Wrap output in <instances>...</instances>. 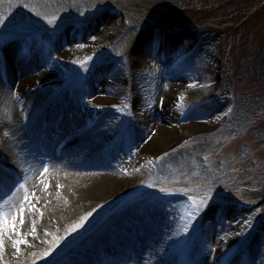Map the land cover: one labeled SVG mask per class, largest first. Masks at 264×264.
Instances as JSON below:
<instances>
[{
	"label": "rangeland",
	"instance_id": "374dc122",
	"mask_svg": "<svg viewBox=\"0 0 264 264\" xmlns=\"http://www.w3.org/2000/svg\"><path fill=\"white\" fill-rule=\"evenodd\" d=\"M111 11L118 12L120 15L127 14L132 22L131 25L138 27L141 25L143 28L139 31L132 26L122 37V41L110 49V45L115 40V32L122 23L121 16H116L117 14L115 15ZM89 19L91 23H94L93 35L101 34L102 37L105 36L106 38L102 40L97 37L92 40L90 38L87 39L86 48L84 47L86 50L84 52L81 51L78 60L70 62L73 65L74 76L87 69L88 64L91 63V58L89 57H94V61L97 59V54L103 58L105 56H118L127 51L128 47L131 48L139 36L145 33L146 35H151L156 27L170 29L175 32L169 34V36L176 40H179L177 36L181 35L184 37L189 35L184 39L185 41H194L196 37L201 36L202 44L198 52L201 58L212 57L213 50H216L217 46L219 47L221 43H224L225 76L237 85L236 97L238 102L231 123L219 131L208 134V131L215 127L216 120L214 115L220 112V108H215L214 112H211L209 119L208 115L206 116L201 111H196L197 114H193L192 119L186 120V123L180 127H173L175 133L173 137L168 139L167 143H161L157 149L155 148L151 152L149 151L150 149L145 148L148 144L147 141H149L150 130H153L152 126L148 127L138 135V143L132 148L133 151H128L129 154L120 156L118 164L129 168L132 167V163H135L136 160L140 163L143 162L142 160L146 156L156 155L160 152L164 162L159 169L160 171L155 176L151 175V177H154L153 180H159L156 183H159L161 178H163L166 179L165 182L167 183L203 184L211 188L244 189L251 193L254 190L255 193L252 194V197L264 200V0H0V21L4 22L0 25V29L7 35H17L25 32L26 30H15L16 26L21 22L28 26L27 30L29 31L40 28L42 24L82 22V20H88L89 22ZM92 19L94 20L91 21ZM110 25L112 28H110ZM89 26L84 29L89 28ZM197 29L201 30L199 32L200 36L197 33ZM148 39H150L149 36ZM76 44L77 41L73 45L69 43V46L67 44L65 48L74 50ZM132 51L134 52V50ZM61 57H65L64 59L67 63L65 64L70 69L69 60H67L66 56ZM81 61L83 63H78ZM72 69L69 71L71 72ZM156 69L148 68L151 76H159ZM143 78V74L134 78L133 87L135 90H139V85L143 83L147 86V88L145 86L147 92L151 78ZM175 79H173L175 91L170 93L167 100L169 119H171L170 116L172 118L176 116L174 111L178 110L173 103L169 104L171 99L175 100L177 98V93L184 95L180 94L183 98L180 100L178 98V107L183 109V111L188 105L197 100H204L212 94L211 84L196 82L194 83L195 87L186 88ZM191 83L189 82V85L192 86ZM229 89L230 85L223 89L226 99ZM191 92H194V94L191 95ZM119 94L122 93L120 92ZM158 94L156 93L155 96H152V93H149L148 96H144V99L150 103L152 100H156ZM84 96V99L88 101L91 99L85 93ZM106 99L109 98L105 96V99L103 98V100L98 102H104ZM134 104L137 111V128L139 129L140 121L137 114L140 105H137V96ZM7 105L8 103H6L2 113L4 117L7 114ZM201 117L204 118L201 126L192 127L191 122H200ZM20 120L21 115L18 114L15 117V123L18 124V127L9 125L10 128H19ZM0 121L2 122V120ZM5 122L2 125L8 127ZM13 138L16 139L14 135ZM244 144L248 145L243 147L242 145ZM250 150L254 153V156L258 157L261 164L254 171L253 168H250L253 166L252 163L244 160ZM199 152H206L212 157L213 161L218 162L217 171L206 175L197 172L194 159ZM134 158H136L135 161ZM157 176L161 178L159 179ZM138 179L139 177L136 180ZM153 183L149 186L143 185V183L136 184L134 187L135 190L138 189L136 192L137 196L148 191L155 185ZM193 195H195L197 200L198 211L195 209L191 219L188 220V224L198 225L207 211L211 208L218 209L219 201L227 203L229 201L228 207L236 201L231 197L212 190L196 191ZM162 199L168 201V197H163ZM201 200L204 202L200 203ZM176 201L179 202V200ZM166 207L168 213L171 207ZM177 207H172L173 214H176L174 210ZM161 208L164 209L165 207ZM210 212L209 216L213 218L214 210ZM167 213H165V217L168 219ZM184 216H188V214L186 213ZM247 220L245 229H226L225 227L224 230H226L223 233L221 232L223 235L226 233L225 236L227 235L229 238L228 243L221 241L222 255L225 257L237 248L242 243L245 234H252L256 230L261 229L260 236L263 239L259 242L262 246H257L256 248L259 259L256 264H264V224L261 222V226H255L253 219ZM234 221H236V224L238 219ZM107 225H111V223L108 222ZM218 226V223L215 224V222L207 225V229L211 231L210 235L216 237L211 240L210 244L202 246L203 258L201 264H211L210 255L217 246L216 241L222 240L219 238L220 228ZM227 227L229 228L230 226ZM76 230H78L77 227ZM236 233L240 235L238 238L235 237ZM58 234H62V232L58 231ZM206 234L208 235L207 232ZM64 238L70 240V237ZM218 250L221 251V249Z\"/></svg>",
	"mask_w": 264,
	"mask_h": 264
},
{
	"label": "bare ground",
	"instance_id": "6f19581e",
	"mask_svg": "<svg viewBox=\"0 0 264 264\" xmlns=\"http://www.w3.org/2000/svg\"><path fill=\"white\" fill-rule=\"evenodd\" d=\"M65 31H68V28ZM66 34L72 36L68 31L65 35L58 37L54 49L61 50L67 60L73 62L74 60H78V56L81 54L78 51L75 52L77 49L73 51L62 50L61 43L64 42L65 38H70ZM96 37L100 38V40L106 38L105 36L102 37L101 34H97L95 37L92 35L91 39H95ZM146 38L147 36L141 37L133 46V57L135 55V61H137L138 67H143V64L147 66H149V64L153 65L147 57L149 42ZM19 44L20 42L16 41L6 48L9 71H11L14 76L13 86L6 87L0 78V120H2V122L0 121V162L6 167L5 170L2 169L0 171V177L4 179V186L0 188V251H5L7 253L5 260H0V264H41L51 256H49V254H51L55 247L62 245L60 239L49 241L47 237H45L44 240L42 234L43 228L46 230V227H51L49 229L55 231L61 229L62 233L69 234L72 229H75L77 224L81 225L84 223L85 215L91 213V211L99 205L101 200H111L116 193L122 192L126 186L132 183V180L136 178L140 171L136 169L132 177L119 178L110 172L109 165H105V169H103L98 163V171L93 170L90 172L89 169L86 171L85 164L89 162V160H94V158H86L87 155H91L93 149L92 142L89 140L91 135L80 141L83 147L80 148L74 145L67 156L61 159L57 158L52 149L61 135L73 128L74 124V121L64 119V115H57V113L63 109L62 107H57L55 110L53 109L54 114L52 113L56 123L62 126L61 132L56 130L54 121L44 128L45 133H39L38 130L40 128H36L32 131L28 129L25 130L26 137H24V134H19V130L15 131V129L10 128L9 125L12 127L16 125L18 127V124L15 123V117L20 114V111L17 110L18 105L14 97L15 92L19 90L26 92V88L34 89L37 83L44 81L46 77L42 70L33 73L27 70L21 78L15 76L17 74L16 69L22 70L23 68L22 61L24 57L20 52ZM166 54L167 53H165V55ZM42 55L41 53L40 55L39 53L36 54L35 57L38 58V65L33 68V70L43 61L39 59V56L43 58ZM93 81L92 79L89 94L97 96L94 92L95 86L93 85ZM184 83L186 88H193L191 85L188 86L186 82ZM149 84L150 86L147 92L143 89V92H139L137 95V105H140L137 114L140 121V128L136 135H139L142 131L151 126L153 127L152 129H157L156 135L145 147L148 150L150 149L149 151L151 152V150L157 149L161 143H167L168 139L173 137L175 131L168 125V109L165 110V115H158L156 112L148 110L147 101H145L144 96H148L149 93H157L158 90L161 91L162 89V87H159L157 79H153ZM37 92H39V90H37ZM192 94H194V92H191V95ZM41 98L42 96L30 98V105L34 107L39 103ZM6 103H8L6 107L7 114L4 117L2 113L4 112ZM213 108L210 109V106L207 104L205 105V111H203V113L207 116L211 114ZM174 113L176 116L178 115L176 111H174ZM188 117H190V115ZM4 122L8 127L2 125ZM191 123L192 127L201 126V121H193ZM96 134L97 133H94L92 135ZM13 135L17 138V141L13 138ZM25 138L27 143L22 142ZM41 147H46L50 150V153L48 155L45 154ZM27 148L28 151H26ZM48 157L53 159L54 167L52 171L57 173L49 175V178L54 180L53 186H46L42 182L36 183L38 180V171L35 173L32 172L34 167L41 164V162L48 159ZM30 159L34 161L33 165H30ZM15 170L19 175L23 176L22 183H16L11 179V173H7L11 171L13 173ZM59 171L61 172L59 173ZM81 177L84 182H82ZM9 188H11V191H9ZM185 190L190 191L191 189L188 188ZM239 194L245 196L247 193L241 190L237 193L238 196ZM63 195H67L69 201L65 202L61 197ZM30 198H34L33 202L30 201ZM35 203L45 207L46 215L40 217V221L37 220L35 213L31 210ZM19 208H25L28 217L27 221L23 225L20 222L19 224L16 222L18 227L22 229L20 234L12 232L9 228L7 232L5 225L8 224L10 220L15 222L16 212ZM214 221L215 220L209 217L207 225L213 224ZM32 227H37L38 230L33 232ZM130 229V233L135 231V235L119 234L116 229L108 228L106 231L108 243L102 240L101 243H104V245H97L95 248H99L97 252H94V250L86 252V261L83 264H95L97 262H102L103 264H125L130 261L131 256H128L129 253H132L133 249L136 250L137 246H140L139 251H141L144 249L142 246L146 244V242H142L138 239L139 233L141 232V225H139V229L137 230L134 227H130ZM112 237L115 238L119 247L116 245L109 247L111 246L110 241ZM149 237L154 238L155 236L151 233H147L142 239L145 240ZM228 241L229 238L227 237L223 243H228ZM17 244L22 246L21 252H17ZM106 251H114L112 253L113 261L107 260ZM46 252L47 255H45Z\"/></svg>",
	"mask_w": 264,
	"mask_h": 264
},
{
	"label": "snow or ice",
	"instance_id": "6c2138e0",
	"mask_svg": "<svg viewBox=\"0 0 264 264\" xmlns=\"http://www.w3.org/2000/svg\"><path fill=\"white\" fill-rule=\"evenodd\" d=\"M3 23H4L3 21H0V25H2ZM27 27H28V26H27L25 23L21 22V23H19V24L16 26L15 30H16V31H25V30H27ZM3 35H4L3 31H2V29H0V38H2ZM78 63H83V61L78 62ZM2 180H3V177H0V182H2ZM9 191H11V188H9ZM164 191H167V190L165 189ZM193 199L195 200V198H193ZM203 202H204L203 200L200 201V203H203ZM194 208L198 211V205H195V204H194ZM88 215H91V213H88ZM85 218H86V217H85ZM76 227L79 228L80 225L77 224ZM13 229H14V226H13ZM185 232H188V228H187V227L185 228ZM49 251H50V250H49ZM45 255H47V252L45 253Z\"/></svg>",
	"mask_w": 264,
	"mask_h": 264
}]
</instances>
